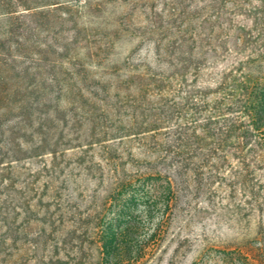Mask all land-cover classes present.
<instances>
[{"label": "rangeland", "instance_id": "obj_1", "mask_svg": "<svg viewBox=\"0 0 264 264\" xmlns=\"http://www.w3.org/2000/svg\"><path fill=\"white\" fill-rule=\"evenodd\" d=\"M12 2L0 264H264L260 143L243 164L222 93L264 74V0ZM157 228L141 257L104 258L109 230L135 247Z\"/></svg>", "mask_w": 264, "mask_h": 264}, {"label": "trees", "instance_id": "obj_2", "mask_svg": "<svg viewBox=\"0 0 264 264\" xmlns=\"http://www.w3.org/2000/svg\"><path fill=\"white\" fill-rule=\"evenodd\" d=\"M14 0H7L8 3H13ZM6 0H0V15H9L17 12L12 8L6 6ZM15 5H19L18 0H15ZM26 5V4H24ZM29 7L26 6L25 9ZM243 83L239 86V83ZM233 86H226L222 88L223 93V105L226 111H230L235 105V108L244 115L243 119L235 120V124H228L224 129L225 138H235L234 142L231 144L232 147H236L242 154L241 161L247 166V154L250 153L251 146L247 145V141L256 137V140L260 143L262 161L264 163V74L257 77H250L249 75L243 78L236 79ZM228 82H222L221 86L227 85ZM226 112L224 117H227ZM229 121V120H228ZM148 126L143 128L140 133L151 134L157 133L159 131H165L169 128L166 126H159L153 122H149ZM169 132V131H168ZM120 136H118L119 138ZM203 163L199 164V167H203ZM257 207H260V202L258 200ZM157 233H154L147 237V239L135 247L127 246V242L123 240L119 243V240L125 239L126 234L121 232H112L109 230L102 237V254L105 259L109 261L118 259L120 255V250H124L123 253L125 257L129 259L133 257H141L140 254H145L147 250H153L156 242L158 241L159 228L156 229ZM124 246V247H123ZM120 247V248H119ZM119 248V249H118ZM259 250H264L259 249Z\"/></svg>", "mask_w": 264, "mask_h": 264}]
</instances>
